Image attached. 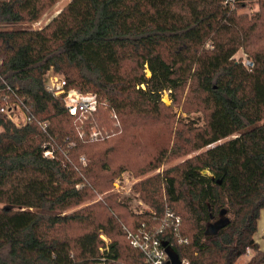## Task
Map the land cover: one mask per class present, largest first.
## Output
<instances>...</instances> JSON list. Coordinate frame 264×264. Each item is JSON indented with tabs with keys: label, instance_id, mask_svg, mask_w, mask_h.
Here are the masks:
<instances>
[{
	"label": "trees",
	"instance_id": "obj_1",
	"mask_svg": "<svg viewBox=\"0 0 264 264\" xmlns=\"http://www.w3.org/2000/svg\"><path fill=\"white\" fill-rule=\"evenodd\" d=\"M55 1L0 0V264H147L126 230L166 240L181 264H236L247 249L244 264H264L254 240L264 208V0L251 18L224 0H70L40 29L16 26ZM241 46L251 68L235 59ZM49 70L95 92L98 109L70 114L45 87ZM185 87L204 125L184 124L170 142L166 122L163 147L139 166L206 149L135 183L150 211L131 213L114 193L82 205L135 168L126 152L145 147L139 119L171 117L161 94L179 104ZM1 108L32 121L17 124ZM88 121L112 130L81 134ZM222 209L229 222L205 235Z\"/></svg>",
	"mask_w": 264,
	"mask_h": 264
},
{
	"label": "rangeland",
	"instance_id": "obj_2",
	"mask_svg": "<svg viewBox=\"0 0 264 264\" xmlns=\"http://www.w3.org/2000/svg\"><path fill=\"white\" fill-rule=\"evenodd\" d=\"M70 0H57L52 5L48 6L43 10L39 18L35 21H26L16 23V26L24 27L28 29H40L45 26ZM234 12L239 16H246L247 18H251L258 10H259V1L251 0L249 3L234 8ZM210 43V40L206 41ZM242 53H245L244 48L241 46L234 56L239 57ZM146 74L149 75V71L146 70ZM59 75V74H58ZM63 77L62 74H60ZM188 88L185 87L184 92L182 93L180 103L175 104L172 103L171 99L167 96V99L164 98L162 101L165 105L170 106V115L164 119L163 121H158L157 119H147L141 118L139 119L140 125L136 126L134 132H138L140 144L145 147H141V150L138 149L140 146L137 143H133L132 146H129V150L126 152L129 163L135 168L130 166L125 167L118 175H116L110 185V188L102 193H97L91 199L85 201L82 205L90 204L94 201L102 199L105 195L114 193L117 195L118 200L127 207V209L131 213H141L150 211L151 207L145 203L138 195L137 191L134 190V185L140 180H143L149 176L155 175L156 173L162 172L165 168L176 166L181 164L184 160L194 156L195 154L203 151L204 148L188 151L179 156L170 158L164 161L162 164L155 168H145L139 166V159L146 153L147 149L163 147L164 142L166 141L167 134L164 127H166L167 123H172V135L169 137V141L171 142L173 139V131L175 129L184 128L182 125L186 124L195 128H202L204 125V112L203 109L198 105V99L194 94L187 93ZM102 101H105L102 96H99ZM187 102L186 106L192 108L191 110L184 109V104ZM196 106L199 108H196ZM103 109H107L106 104ZM19 112V111H17ZM166 113V112H165ZM163 113V114H165ZM114 114L112 112L109 113V117H113ZM112 124L115 125L116 121L113 120ZM84 128L80 131V133L88 134L89 137H96L102 134H106L108 131L112 130L108 129L105 124H100L97 126L95 123L88 121L87 124H83ZM133 127V128H134ZM226 140V139H224ZM71 145V143H68ZM120 156L121 153H118ZM80 163L84 166L88 162V159L84 157V155H80L79 157ZM116 183V184H115ZM69 211H72L70 209ZM105 236V235H104ZM248 255L243 254L236 262V264H244L247 261ZM108 264V263H106Z\"/></svg>",
	"mask_w": 264,
	"mask_h": 264
},
{
	"label": "built area",
	"instance_id": "obj_3",
	"mask_svg": "<svg viewBox=\"0 0 264 264\" xmlns=\"http://www.w3.org/2000/svg\"><path fill=\"white\" fill-rule=\"evenodd\" d=\"M250 1L251 0H224L223 3L228 6L229 9H234L237 8V4L243 6ZM235 59L236 61H240L246 68H251L253 66L252 61L245 53H242L239 57L235 56ZM45 87L55 96L62 98L63 103L70 114L80 115L82 119L87 118L89 114L94 113L99 107L100 103L95 92H82L72 87L68 88L66 87L65 79L51 70L46 73ZM169 91L170 90H164L162 92V100H164V98L167 99ZM1 110L6 112L8 117L14 120L17 124H24L32 121V117L23 112H21L22 114L20 117H16L12 112H9V109L5 111L4 108H1ZM44 126L45 124L42 123V127ZM49 153V151H45V154ZM126 232L132 245L143 252L147 264H166V261L168 263V257L158 236L147 231L141 232L140 234H133L129 230H126ZM262 232H264V228L262 229ZM100 237L104 240L106 245L107 238L103 234H100ZM104 249L105 252H107V246L99 248L100 255H103ZM247 251H249V249H247ZM106 263L104 257L100 256V264Z\"/></svg>",
	"mask_w": 264,
	"mask_h": 264
},
{
	"label": "water",
	"instance_id": "obj_4",
	"mask_svg": "<svg viewBox=\"0 0 264 264\" xmlns=\"http://www.w3.org/2000/svg\"><path fill=\"white\" fill-rule=\"evenodd\" d=\"M205 172L206 170H202V173H205ZM224 214H225V210L222 209L220 212V216L216 220L206 225L205 230H204L205 235L216 234L220 228L224 227L229 222V218ZM161 245L163 246L164 251L168 257V264H181L182 263V260L179 258L177 252L166 240H161Z\"/></svg>",
	"mask_w": 264,
	"mask_h": 264
},
{
	"label": "crops",
	"instance_id": "obj_5",
	"mask_svg": "<svg viewBox=\"0 0 264 264\" xmlns=\"http://www.w3.org/2000/svg\"><path fill=\"white\" fill-rule=\"evenodd\" d=\"M264 228V208L261 209L259 218L257 220V229L256 232L254 233V240L257 242L258 246L260 249H264V232H262V229ZM248 255L247 260L252 254V251H248L246 253Z\"/></svg>",
	"mask_w": 264,
	"mask_h": 264
}]
</instances>
